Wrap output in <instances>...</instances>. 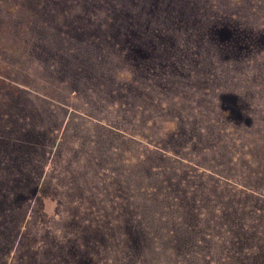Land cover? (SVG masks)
<instances>
[{
  "label": "trees",
  "instance_id": "1",
  "mask_svg": "<svg viewBox=\"0 0 264 264\" xmlns=\"http://www.w3.org/2000/svg\"><path fill=\"white\" fill-rule=\"evenodd\" d=\"M214 1L0 0V264L60 143L94 166L91 186L61 181L88 221L40 230L19 264H113L115 246L117 264H264V59L247 61ZM113 162L120 180L96 173Z\"/></svg>",
  "mask_w": 264,
  "mask_h": 264
},
{
  "label": "rangeland",
  "instance_id": "2",
  "mask_svg": "<svg viewBox=\"0 0 264 264\" xmlns=\"http://www.w3.org/2000/svg\"><path fill=\"white\" fill-rule=\"evenodd\" d=\"M36 1L39 2L40 0ZM46 1L48 2V0ZM215 1L218 5L214 10V12L218 15V18L215 20H217V22L220 21L227 23L232 27L231 29L235 31V35L238 34L240 37H242L241 40H243V43L239 45V42H237L236 45H238V50H242L243 54L245 53L244 55L247 61L249 57L254 62H260L261 59H264V39L262 37L264 34V0H231L233 1L232 4L234 5L229 7L225 6L226 4H228L225 3L227 0ZM239 5H241L240 8L237 7ZM258 28L263 31V34L261 36L256 35V31L258 30ZM214 34L217 35L216 32ZM7 62H4L5 66L7 65ZM46 66L47 65L45 64V67ZM50 66H52V64ZM24 68H27L28 72H33L35 77L33 79L42 82L39 84V87H44V89L47 91L48 85L49 91H52V87H54V83L56 84V81H48L46 85V81L44 79L45 74L43 72V68L39 67V64H37L36 66L27 65ZM3 72H5V68L0 69V73ZM2 78L7 79V77ZM224 104L227 109H230V115L232 116V119H236L237 121L238 119H241L243 117V102H240V100H238L236 96L229 95L225 97ZM161 127L162 131L170 134L176 129V122L172 119L164 118L161 120ZM64 141L66 142L65 139ZM54 151H56L55 155H50L49 162L46 165V175H44L45 177L42 179V182L36 189V191L32 192V194L34 193L33 197L31 201L28 202L27 212L25 214V219L23 221L22 227L23 233L20 237V241L17 240V243L15 245L13 244L12 250L7 252L9 254L6 253L8 258L7 261L9 264H19L20 256L22 254L21 249L26 252H31V249L36 250L41 245H43L42 238L39 234L40 230L55 226L59 229L61 228V224L59 225L57 221H60V223H64L66 221H69V217L71 220L75 219V221H81L83 222V224L88 221L89 217L87 216V214H85V212L91 209L90 207H88L89 203H87V201L83 202L81 198L75 199V202L72 204V206H69V200L71 201V199L69 198H64L66 199V201L63 202L62 194L64 192L66 193V191H69V182L67 184L62 183L61 181L65 179L73 184V182L79 180L80 186L81 184H84L85 187L91 186L90 181L94 177V166H92V172L88 173L91 171V169L88 166H85V168H83L84 163L75 160V162L70 164L69 157L71 156V154H69L68 144L66 145L60 143V145L55 148ZM57 152H63L65 156L59 158ZM118 156H121L120 158H118V165L120 164V167L122 169L133 168L135 161L130 158L129 152H119ZM112 164L113 166H116L117 162L98 166L99 169L96 171V173L100 174L101 172L107 177L109 176V179L114 177L113 180H120L117 177L118 175L114 174L115 170ZM69 169L71 170V172L69 171ZM73 174H75L74 178ZM96 187H98L97 189L100 191H107V189L104 188L105 184L101 179H96ZM102 191L100 193V197L104 202L103 199L105 195ZM115 201H121V198H115ZM102 204L103 203H100L98 205ZM67 229L69 230V226ZM27 232L30 235L25 237L24 234H26ZM23 240H25V244H23ZM117 247L115 246L112 251L106 250V261L103 260L101 262L117 264L120 252L119 246ZM102 248H100L101 253H104L105 246H102ZM86 253L87 251L85 252V254ZM1 255L3 256L4 253L1 252ZM92 259L96 260L94 258Z\"/></svg>",
  "mask_w": 264,
  "mask_h": 264
}]
</instances>
